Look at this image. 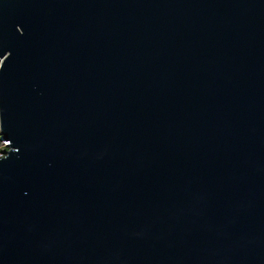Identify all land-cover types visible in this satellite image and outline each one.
Returning a JSON list of instances; mask_svg holds the SVG:
<instances>
[{"label":"water","instance_id":"obj_1","mask_svg":"<svg viewBox=\"0 0 264 264\" xmlns=\"http://www.w3.org/2000/svg\"><path fill=\"white\" fill-rule=\"evenodd\" d=\"M0 264H264V0H0Z\"/></svg>","mask_w":264,"mask_h":264},{"label":"built area","instance_id":"obj_2","mask_svg":"<svg viewBox=\"0 0 264 264\" xmlns=\"http://www.w3.org/2000/svg\"><path fill=\"white\" fill-rule=\"evenodd\" d=\"M2 121H1V110H0V157H4L7 155L8 151L10 150L11 141L4 136L2 133Z\"/></svg>","mask_w":264,"mask_h":264}]
</instances>
